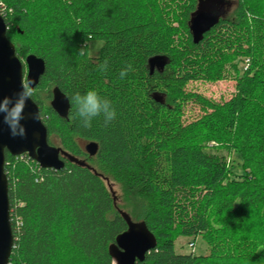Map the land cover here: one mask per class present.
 Returning <instances> with one entry per match:
<instances>
[{"label": "trees", "instance_id": "1", "mask_svg": "<svg viewBox=\"0 0 264 264\" xmlns=\"http://www.w3.org/2000/svg\"><path fill=\"white\" fill-rule=\"evenodd\" d=\"M217 1L224 11L199 44L189 29L198 1L182 9L189 40L185 51L172 52L154 0H0L18 59L44 61L31 99L48 143L72 159L63 158L56 171L26 154L5 153L14 238L9 264H59L63 229L87 262L112 264L108 248L126 231L125 216L155 238L136 264H264V0H235L230 14V0ZM223 35L249 62L232 97L215 102L189 90L180 71L200 46ZM92 41L102 42L96 57L87 54ZM128 64L132 71L121 79ZM54 89L69 103L66 118L45 105ZM89 90L111 101L116 118L109 124L101 115L82 126L70 98ZM81 142L95 143L96 153ZM232 152L242 173L231 178ZM107 180L139 199L135 218L119 210ZM177 236L192 244L201 237L209 251L177 253Z\"/></svg>", "mask_w": 264, "mask_h": 264}, {"label": "water", "instance_id": "2", "mask_svg": "<svg viewBox=\"0 0 264 264\" xmlns=\"http://www.w3.org/2000/svg\"><path fill=\"white\" fill-rule=\"evenodd\" d=\"M197 10L192 15L189 29L193 44H199L203 36L218 23L219 16L224 11V3L217 0H197ZM7 27L0 15V97H13L20 91L23 81H32L33 90L38 86L45 71L44 61L34 55L27 56L24 64L15 54L14 45L6 37ZM53 111L61 118H66L69 109L67 99L58 90H53L50 102ZM38 114L39 119H33ZM26 129V135L21 138L10 135L8 126L0 123V264H9L13 248V233L10 221L8 198V182L4 172L5 153L12 157L26 154L42 169L56 171L64 167L63 158L72 160L67 154L48 143L47 129L44 126L39 108L30 98L24 108V119L21 121ZM86 151L94 155L97 151L95 143H89ZM127 229L115 238L108 248L112 264H136L145 260L155 247V238L144 223H133L124 217Z\"/></svg>", "mask_w": 264, "mask_h": 264}, {"label": "rangeland", "instance_id": "3", "mask_svg": "<svg viewBox=\"0 0 264 264\" xmlns=\"http://www.w3.org/2000/svg\"><path fill=\"white\" fill-rule=\"evenodd\" d=\"M154 1L160 9L168 28L172 52L185 51L189 34L183 28L181 13L184 7L191 4V0ZM229 2L230 6L226 7V14H230L235 7V0H230ZM217 31L219 35L223 33L221 29ZM232 41L231 38L224 35L222 37L214 36L200 46L195 51L196 54L190 56L193 64L186 66L180 71L181 74L189 78L187 87L189 90L215 102L227 101L232 97L235 93L237 78L243 75L249 62L241 56L236 48L237 45ZM101 46L102 42L92 41L88 43L87 54L91 57L98 56ZM25 59L20 60L23 64L24 76L27 73V68L24 64ZM41 97L43 96L41 95ZM44 102L45 105H49L50 99L45 98ZM198 114L199 111L193 107L190 116L195 118ZM88 144V142H81L82 148ZM226 161L231 178L236 174L242 173V161L237 153L228 154ZM105 185L115 198L119 210L135 218V215L141 209L139 199L132 194H128L124 187L114 180L105 181ZM191 242H193L191 238L177 236L174 240L175 251L183 254L192 252L195 255L206 254L209 251V247L201 237L195 240L193 249L189 248ZM59 250V264H90L76 249L69 245L67 229H63L60 233Z\"/></svg>", "mask_w": 264, "mask_h": 264}, {"label": "clouds", "instance_id": "4", "mask_svg": "<svg viewBox=\"0 0 264 264\" xmlns=\"http://www.w3.org/2000/svg\"><path fill=\"white\" fill-rule=\"evenodd\" d=\"M108 62L105 60L100 65L101 71H106ZM129 71H132L131 64L125 66L119 73L123 79ZM32 81H23L20 91L13 97H0V123L8 126L10 135L23 138L26 135V129L21 123L24 119V108L27 101L33 96L34 90ZM71 103L76 106L78 116L81 118L84 128L91 127V121L97 116H103L105 125L116 118V111L110 100L102 97L95 90H89L84 94L79 92L71 96ZM33 119H39L38 114L33 115Z\"/></svg>", "mask_w": 264, "mask_h": 264}, {"label": "built area", "instance_id": "5", "mask_svg": "<svg viewBox=\"0 0 264 264\" xmlns=\"http://www.w3.org/2000/svg\"><path fill=\"white\" fill-rule=\"evenodd\" d=\"M193 247H194V244L190 243V244H189V248H190V249H193Z\"/></svg>", "mask_w": 264, "mask_h": 264}]
</instances>
